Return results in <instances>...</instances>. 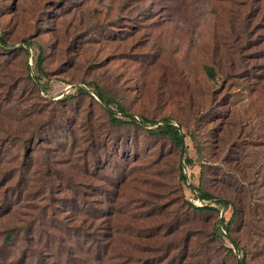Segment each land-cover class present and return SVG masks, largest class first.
Here are the masks:
<instances>
[{
	"label": "rangeland",
	"instance_id": "374dc122",
	"mask_svg": "<svg viewBox=\"0 0 264 264\" xmlns=\"http://www.w3.org/2000/svg\"><path fill=\"white\" fill-rule=\"evenodd\" d=\"M0 37V264H264V0H0Z\"/></svg>",
	"mask_w": 264,
	"mask_h": 264
},
{
	"label": "trees",
	"instance_id": "16d2710c",
	"mask_svg": "<svg viewBox=\"0 0 264 264\" xmlns=\"http://www.w3.org/2000/svg\"><path fill=\"white\" fill-rule=\"evenodd\" d=\"M22 45L26 46L25 53L28 54V49L31 47L32 43L29 41H23ZM0 47L7 48V44L5 43V41L1 37H0ZM41 61H42V55H41V53H39L36 60H35V67L40 72H42ZM208 71H210V70H208ZM208 74H210V73L208 72ZM31 79L33 81V85L37 88H40V86L38 84L39 78L38 77H35V78L31 77ZM86 86L89 87L88 85H86ZM77 92L79 94H89V92L83 88H78ZM94 94L100 100V102L104 106V108L106 109L108 120L111 124L118 125V124L127 123V122L121 120L120 118H117V114H119L123 118L128 119L129 123L142 125V124H145L148 122L147 120H143V119H142V122L136 121L135 117L133 115L128 114L125 111V109L121 105H119L117 102H115L112 99L105 98L104 94L101 91L96 89ZM152 125H156V123H153ZM149 133L159 134V135L165 136V138L168 140V142L173 147L178 149L180 151V153L182 154V156L184 155L185 148H186V142H187V136L185 134H183L180 127L174 126L169 121H164L162 125H158L155 128V130H150ZM184 161L189 163V160L187 158H185ZM179 181L182 183L187 182L186 176L183 172L182 167H181V171H180ZM188 186H189V188L192 189V191L196 195L197 199H199L200 201H203V202H208V205L200 207V208H197V207L193 206L192 204H189V207L195 211H217L215 208H212L209 206L210 202H217V204H219L222 208H227L230 205V203L226 200L214 199V197H212L210 194L203 192L198 188L196 189V188L190 187V185H188ZM236 212H237V210L234 207L233 215H235ZM222 223H223V221L220 220L219 224H217V226L213 228V230L211 232L213 238L219 239L220 237H222V231H224V232L228 231V225H225L223 228ZM220 228H222V231ZM14 230H13V232H14ZM17 231L18 230H16V232ZM26 231H27V228H25V232ZM12 239H13V233L12 232H10L4 236L5 242H11ZM104 240H99L97 242L98 248H101L102 250H101V252L98 251L96 253L95 258H94L95 261L93 262L95 264H104V261L106 259H107L106 260L107 262L110 261V259H111L110 257L106 256V254L108 252V249H107L108 245L104 244ZM104 247H105V250H104ZM240 264H244V263L240 262Z\"/></svg>",
	"mask_w": 264,
	"mask_h": 264
}]
</instances>
